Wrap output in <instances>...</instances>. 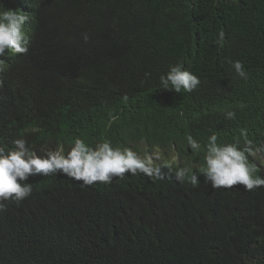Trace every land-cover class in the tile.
<instances>
[{
	"label": "trees",
	"instance_id": "trees-1",
	"mask_svg": "<svg viewBox=\"0 0 264 264\" xmlns=\"http://www.w3.org/2000/svg\"><path fill=\"white\" fill-rule=\"evenodd\" d=\"M68 1L0 0L4 8L28 14V21L66 22L48 48L45 71L18 64L5 76L0 146L20 138L18 127L29 122V115H14V106L31 107L66 90L84 96L100 85L108 88L87 97L111 89L110 95L74 125L103 133L115 118L153 122V130L169 124L189 96L160 88L159 76L177 62L201 80L192 96L224 118L201 139L221 132L228 142L264 145V29L239 24L246 15L264 20V0H94L92 8L77 0L84 11L64 6ZM220 32L222 44L216 42ZM226 59L241 61L249 79L236 77ZM230 110L235 120L225 119ZM123 137L130 143L154 136L134 130ZM27 182L32 195L19 206L6 201L8 210L0 214V264H264V190L214 194L142 175L85 188L51 176Z\"/></svg>",
	"mask_w": 264,
	"mask_h": 264
},
{
	"label": "clouds",
	"instance_id": "clouds-1",
	"mask_svg": "<svg viewBox=\"0 0 264 264\" xmlns=\"http://www.w3.org/2000/svg\"><path fill=\"white\" fill-rule=\"evenodd\" d=\"M80 1L91 8L96 6L94 0ZM64 6L84 11L77 0L74 3L69 0ZM28 19V14L0 4V89L12 66L20 64L39 73L45 71L50 62L48 48L66 23L48 26L41 22L40 16ZM239 24L264 29L263 19L253 20L247 15ZM82 39L87 43L88 34L83 33ZM71 41V37L63 38L66 45ZM223 41L224 33L220 32L216 42ZM226 63L231 65L236 77L249 79L241 61L226 59ZM150 75L145 73L146 78ZM159 84L170 95L189 93V96L182 98L181 109L173 112L169 124L156 130L153 122H125L117 118L102 127L103 133L94 126L74 125L108 98L111 89L100 90L94 100L87 97L95 90L108 88L106 85L97 86L84 96L66 90L31 107L14 106L15 116L30 118L18 127L20 138L9 146H0V214L8 210L6 201L19 206L32 195L33 185L27 181L35 176L81 182L78 183L81 188L110 185L128 176L142 175L152 181L169 179L186 187L206 188L214 194L264 190V145L253 147L247 139L243 146L238 140L228 142L221 132H212L206 140L201 139L208 129L214 131L220 127L224 118L218 110L202 105L198 96H192L200 88V78L177 62L168 65L167 71L159 76ZM61 105H68L70 110L62 112ZM169 114L170 111L165 116ZM51 116L57 120L53 122L54 128L48 130ZM224 117L235 120L236 112L227 111ZM58 122L64 126L58 128ZM134 130L154 137L149 141L125 143L123 134ZM241 135L246 137V131L241 130ZM165 169L168 171L164 172Z\"/></svg>",
	"mask_w": 264,
	"mask_h": 264
}]
</instances>
